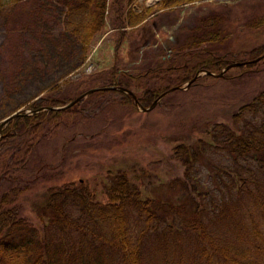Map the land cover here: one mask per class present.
<instances>
[{"label":"trees","instance_id":"obj_1","mask_svg":"<svg viewBox=\"0 0 264 264\" xmlns=\"http://www.w3.org/2000/svg\"><path fill=\"white\" fill-rule=\"evenodd\" d=\"M36 1L0 0V6L12 3L15 8L18 4L21 11L28 12L26 4ZM128 1L131 0H112L108 7V0H51L62 7L63 13L57 48L80 51L77 63L54 82L87 56L88 46L104 26L106 11L112 13V28L123 34L124 26L139 24L158 10L170 11L202 0H158L156 6L137 11L128 6ZM219 30H209L204 39L211 41ZM190 37L184 53L193 57V46L200 40L198 35ZM182 50L179 47L176 51ZM210 52L201 59L195 55L192 64L169 66L186 72L179 82L151 86L147 78L159 74L160 68L132 75L113 66L100 76L106 80L102 86L131 89L130 80L134 78L137 92L132 91L147 107L162 92L182 86L199 70L219 73L232 62L248 61L230 67L222 76L204 74V78L232 79L264 71L259 67L264 63V46L252 47L247 52L248 60H233L227 54L213 56ZM231 68L238 71L228 76ZM93 87L97 86L89 88ZM59 88L58 84L42 88L35 96L44 92L43 95L27 106L30 112L22 110L9 122L18 128L12 169L26 167L35 146L50 129L45 127L51 121L56 126L59 117L77 104L33 112L41 107L63 106L75 98L57 96ZM108 90L120 93L123 104L130 103L137 109L131 95L123 91L99 89L91 94ZM202 123L198 126L202 136H189L197 132L193 125L173 148L172 154L184 167L182 178H172L167 184L175 193L174 199L145 193L134 178L119 171L104 186L105 201L95 200L82 180L36 193L30 201V212L35 216L31 221L22 215L20 205L5 202L9 186L0 193V264H264V89L233 112L230 124L216 122L210 127ZM3 135L2 142L9 137L6 132ZM32 162L34 168L43 164L40 157ZM5 169L3 165V172Z\"/></svg>","mask_w":264,"mask_h":264},{"label":"rangeland","instance_id":"obj_2","mask_svg":"<svg viewBox=\"0 0 264 264\" xmlns=\"http://www.w3.org/2000/svg\"><path fill=\"white\" fill-rule=\"evenodd\" d=\"M111 2L108 0V7ZM156 3L131 0L128 6L137 11ZM17 5L0 6V121L19 109L29 113L28 104L43 95L35 96L44 87L51 89L58 84L60 88L54 93L71 98L92 85L102 86L106 80L100 76L113 66L132 75L160 68L159 74L148 76L149 84L167 85L181 81L186 73L169 66L192 64L195 55L201 59L211 51L213 56L227 54L233 60H248L247 52L252 47L264 46V0H202L170 11L158 10L139 24L124 26L123 34L112 28V13L106 11L104 26L88 46L87 56L54 82L80 56L73 47L57 48L62 7L51 0H37L27 3L29 11L25 12ZM214 29H220L214 39H204ZM190 35H198L200 40L193 46V57L184 53ZM179 47L183 50L178 53ZM237 71L231 68L228 76ZM199 74L188 88L168 92L147 111L123 104L121 94L115 91L89 93L72 109L69 107L56 126L51 121L45 127L50 129H46L24 168L12 169L18 128L8 123L2 133L9 137L0 141V193L11 187L5 202L20 205L22 215L34 221L30 201L36 193L82 180L95 200L105 201L104 186L119 171L134 178L145 193L174 199L175 193L167 184L172 178H182L184 167L172 153L187 130L195 126L197 132L189 135L193 139L202 136L198 127L202 122L210 127L216 122L230 124L233 112L264 89V71L232 79L204 78L202 70ZM89 76L95 79L89 81ZM136 83L134 78L130 80L131 90L137 92ZM39 157L43 164L34 179L39 167L34 168L32 160Z\"/></svg>","mask_w":264,"mask_h":264},{"label":"water","instance_id":"obj_3","mask_svg":"<svg viewBox=\"0 0 264 264\" xmlns=\"http://www.w3.org/2000/svg\"><path fill=\"white\" fill-rule=\"evenodd\" d=\"M246 61H243V62H232L230 64H228L225 68H223V70L219 73H214L210 70H202L204 72V74H210V75H215V76H222L224 74V72L229 69L230 67H234V66H239L241 64H245ZM201 71V70H199ZM199 71L190 79L186 82L185 86H173L171 88H169L168 90L162 92L149 106L145 107L143 106L142 104H140L139 100H138V97L134 94V92L129 89V88H125V87H122V86H97V87H93V88H89L88 90H86L85 92H83L82 94L78 95L77 97H75L73 100H71L70 102H68L67 104L63 105V106H51V107H41V108H38L37 110H33V112H38V111H41V110H44V109H63V108H67L73 104H75L76 102H78L79 100H81L83 97H85L86 95H88L89 93L91 92H94L96 90H99V89H114V90H118V91H123L129 95H131V97L133 98V101L135 103V105L137 106V108L139 110H142V111H147V110H150L152 109L156 103L163 97L165 96L166 94H168V92L170 91H173L175 89H186L189 87V85L192 83V81H194L200 74H199ZM22 114V110L19 109L7 116H5L1 121H0V140H1V137H2V129L4 128L5 125H7L12 119H14L15 117L19 116Z\"/></svg>","mask_w":264,"mask_h":264}]
</instances>
